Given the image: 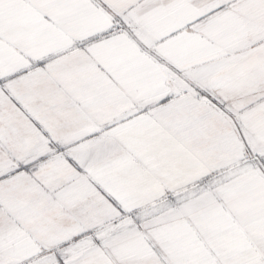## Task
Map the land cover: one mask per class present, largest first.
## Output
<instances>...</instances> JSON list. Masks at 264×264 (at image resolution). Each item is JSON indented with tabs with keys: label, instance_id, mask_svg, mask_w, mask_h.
I'll return each mask as SVG.
<instances>
[{
	"label": "snow or ice",
	"instance_id": "1",
	"mask_svg": "<svg viewBox=\"0 0 264 264\" xmlns=\"http://www.w3.org/2000/svg\"><path fill=\"white\" fill-rule=\"evenodd\" d=\"M0 264H264V0H0Z\"/></svg>",
	"mask_w": 264,
	"mask_h": 264
}]
</instances>
